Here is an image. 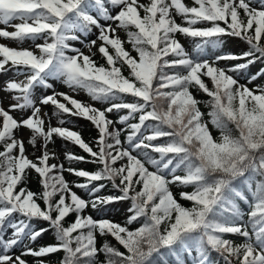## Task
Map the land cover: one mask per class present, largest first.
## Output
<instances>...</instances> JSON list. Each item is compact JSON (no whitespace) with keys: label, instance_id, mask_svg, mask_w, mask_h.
Returning <instances> with one entry per match:
<instances>
[{"label":"snow or ice","instance_id":"1","mask_svg":"<svg viewBox=\"0 0 264 264\" xmlns=\"http://www.w3.org/2000/svg\"><path fill=\"white\" fill-rule=\"evenodd\" d=\"M0 24V38L34 46L0 44V74L12 73L0 90L15 101L7 110L0 106V264H29L28 256L46 264L41 258L58 252L64 253L60 264H100V254L103 264H264V86H247L264 77V68L245 75L250 65L264 63V0H191V6L185 0H0ZM79 34L96 38L85 43ZM177 34L191 38L194 48L186 49ZM224 36L239 38L248 50L209 55ZM97 53L104 64L93 59ZM51 81L107 107L56 91ZM193 89L209 97V121ZM49 105L59 126L42 109ZM15 110L30 115L17 120L10 114ZM113 112L115 120L108 115ZM65 116L95 127V150L65 126L71 123ZM21 129L31 132L33 148L42 141L35 161L18 136ZM54 136L91 157L65 152L67 161L98 170L66 168L48 148ZM31 171L40 192L26 186ZM64 172L84 182L70 184ZM100 181L119 195H101L106 184L94 183ZM177 184L192 188L180 192L190 207L174 196L170 186ZM119 201L131 202L123 225L103 217ZM89 207L98 218L84 215ZM37 221L48 226L37 228ZM133 223L139 226L130 229ZM49 231L56 243L34 247ZM97 235L111 236L125 251L107 241L97 247Z\"/></svg>","mask_w":264,"mask_h":264},{"label":"trees","instance_id":"2","mask_svg":"<svg viewBox=\"0 0 264 264\" xmlns=\"http://www.w3.org/2000/svg\"><path fill=\"white\" fill-rule=\"evenodd\" d=\"M254 2H255V0H254ZM185 3L189 4V6H191V0H185ZM176 19H177V23H182V21L179 17H177ZM203 26H206V25H197V27H203ZM118 34L122 39H124L126 41L127 36L123 30L119 31ZM177 37H178V39H180L181 43L186 47V49H193L194 48V43H193L191 38L183 37V36H180L179 34H177ZM221 39H222L223 43H222L220 48H218V49H211V48L207 49V52L209 55H214V54H219V53H231V54H235V55H240L243 52L248 50V45L245 42H243L242 40H240L239 38L224 36ZM125 47H126V49L131 51V46L129 44L126 43ZM95 51H96V49H94L93 52H95ZM132 55H135V53L133 52ZM93 59H95L99 64L105 63V61L100 57L99 53H97V55L95 57H93ZM244 62L245 61H221L220 65L221 66H231L235 63H244ZM261 68H264V63L257 61L255 64H252L249 66V69L247 70L245 75H248V74L254 75L257 72H259ZM124 74L126 76L128 75V71L126 68L124 70ZM208 83H209V87H211L210 82H208ZM252 83L254 84L253 88H256L258 85L264 86V77H261L255 81H253ZM70 91H72V90H70ZM192 92H193V95L196 97V99L201 101L199 107H200V110L204 113V117H203L204 120L209 121L210 117L208 116V112L210 111V108L208 106H206V104H205V102L209 99V97H207L206 94H204L203 92L196 91L195 89H193ZM73 94H74L73 98L77 99L78 101H81V102H84L87 104H91L94 107H97L100 109L107 107V105H102L98 102L92 101L91 98L83 90L73 92ZM127 99H131V98L128 97ZM62 102H65V101H62ZM65 103H67V102H65ZM68 106L71 107V105H68ZM53 110L54 109L52 107V112H53ZM108 115H109L110 119H113V116H115L114 120L117 118V113H115V112L110 113ZM52 117L57 122L56 126H59L57 118L53 115H52ZM64 119L70 120L71 123H66L68 126H70L69 128L73 131L79 132L80 135L82 136V138L84 139V141L86 143H89V145L92 146L95 150L96 146H95L94 141L98 136V133H97V130L95 129V127L89 121H87L83 118L65 116ZM209 129L212 133L213 138L218 139L220 136L219 131L217 129H215L210 123H209ZM234 134H236V133L234 132ZM125 136H126V133L122 134L121 139L124 140ZM30 138H31V132L29 131L28 140ZM53 141H54L53 143H50L48 145L49 150H51L52 152L55 151L56 142L59 141L61 146H62V150H63L64 154H65V152H71V153L78 155V156H84L86 158V160H91V157H89L88 154L85 153L82 149H80L77 145L72 144V143L67 142V141H64L61 138L56 137V136L53 137ZM41 144H42V141H40V140L37 141V146L35 148H33L32 145L28 144L27 153H28V156L30 159L35 161L36 157L41 155V151H40ZM0 150H2V148H0ZM57 158H58L59 162L63 163L66 168L72 167V168H76V169H83V170H86L89 172H94V171L98 170V167H99L97 164H93V163L76 162V161L69 162L65 159L64 156L62 158H59L57 156ZM53 162H56V161L55 160L50 161V163H53ZM64 176H65V179L70 184H73V185L77 182H84L83 178H77L69 172H64ZM94 183H105L106 184V187L104 189H102V191L100 193L101 195H119V193L111 187V183L108 181H100V182H94ZM236 183L238 184L239 181H237ZM26 186L29 190H31L33 192H40L42 190L41 186H40V178H39L38 174H36L34 171H31L29 173L27 180H26ZM170 187H171V190H172L174 196L182 205H184L185 207L191 206L190 202L180 199V192L181 191H187V192L192 191V188L190 186H181V185L177 184V185H171ZM72 190L75 191L82 198L88 199L87 193L84 190L77 189L75 187H73ZM245 194H247V193H245ZM238 203L240 204V207L242 209L246 210V205H244V203L242 201H238ZM130 206H131L130 201H119V202L113 203L111 205H108L106 211L103 212V217L110 219L112 222L119 223V224L123 225L125 223V221L127 220L128 216L130 215V213L128 212V209ZM84 215H91L93 218H96V217L98 218L97 211L93 210L91 207H89L85 210ZM74 219H75V215L72 214L67 218V222L70 223ZM245 220H247V216H245ZM34 223H35V226L37 228L48 226L47 222H43V221H37ZM138 226H139V224L133 223L129 227H130V229H135ZM44 237H46L45 243H42L41 245H50V244L56 243L55 237H54V234L52 233V231L44 233V235L41 238H39L38 240L43 239ZM227 238L234 240L236 243L242 242V238L238 237V236H229ZM105 241H107L108 243H110L114 247H118L120 249V251H125L121 246L118 245V243L111 236L100 237L99 235H97V247H100ZM14 250H20L21 251V248L17 247ZM215 255L216 254L213 253V257H215ZM63 256H64L63 252H58L55 254H50L49 256L41 258V259H44L46 264H60V261L62 260ZM24 258L26 260L31 259V261H28L29 264H35L36 258H33L31 256L24 257ZM98 260H99L100 264H103V262H104L103 254L99 255ZM221 264H222V261H221Z\"/></svg>","mask_w":264,"mask_h":264},{"label":"rangeland","instance_id":"3","mask_svg":"<svg viewBox=\"0 0 264 264\" xmlns=\"http://www.w3.org/2000/svg\"><path fill=\"white\" fill-rule=\"evenodd\" d=\"M148 0H141V2H147ZM103 23V21H101ZM13 24L15 23H19V21H13ZM5 28L4 25L0 24V29ZM8 31H13L14 29L11 27L7 28ZM93 33H97V30L94 28L93 29ZM81 37V40H84L85 43H87L90 40L95 39V35L94 34H88L87 36H84L83 34H79ZM36 43H42V41H37ZM76 47L81 48L82 51H84L85 54H89L88 53V49L84 47L83 44H81L79 41L76 42H72ZM0 44H4L8 47H12V48H29V49H33L34 50V46L32 44L31 41H25L23 43H19L17 41H12V40H6L3 38H0ZM94 49V48H93ZM92 49V50H93ZM12 78V73H6V74H0V89H2L4 87L5 81H8L9 79ZM241 83L246 84V80H241ZM51 83H53L54 89L56 91L59 92H64L66 94H70L69 92H67V88L65 85L61 84L59 81H51ZM248 87L250 89H252V85L249 84ZM44 94H51L50 90H45ZM13 95V93H6L2 90H0V106L4 107L6 110L8 109L9 105L14 103L15 101H13L11 99V96ZM41 95V90L37 89L36 92L34 93L35 97H39ZM42 109L44 112H47L49 114L50 117V123L54 124L53 122V118L51 115V106H42ZM11 115H13L14 118H16L17 120H20L21 118H27L28 115H30V110H26V111H21V110H15L12 111L10 113ZM2 119V118H0ZM18 136L21 137L26 145V152H27V146H28V136H29V132L27 129H21L18 132ZM55 153L57 154L58 157H62L63 156V151L62 148L59 144V142H57V145L55 147ZM46 237H44L43 239H40L36 242L35 245H33L34 247H37L39 245H41L42 243H45ZM14 253L16 255L20 254L19 250H14Z\"/></svg>","mask_w":264,"mask_h":264}]
</instances>
